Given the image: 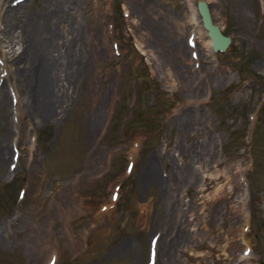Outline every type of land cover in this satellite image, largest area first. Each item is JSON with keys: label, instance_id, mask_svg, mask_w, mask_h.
<instances>
[{"label": "rangeland", "instance_id": "rangeland-1", "mask_svg": "<svg viewBox=\"0 0 264 264\" xmlns=\"http://www.w3.org/2000/svg\"><path fill=\"white\" fill-rule=\"evenodd\" d=\"M195 2L0 0V264L264 262V0H207L223 52ZM44 6L64 34L48 119L19 59Z\"/></svg>", "mask_w": 264, "mask_h": 264}, {"label": "bare ground", "instance_id": "bare-ground-1", "mask_svg": "<svg viewBox=\"0 0 264 264\" xmlns=\"http://www.w3.org/2000/svg\"><path fill=\"white\" fill-rule=\"evenodd\" d=\"M60 11L61 8L60 9L55 8L54 10H46V6H44L40 13H36L31 17L30 21L28 22V28L31 34V39H30L31 48L26 49L25 51L22 52V54L19 55L20 61L23 62L24 64L23 68L21 69L22 73L25 72L26 70V74H27V70L29 69V67L31 68L30 70H32V72L33 71L35 72L37 86H35L36 87L35 100L33 104L30 105V109L32 111L31 113L37 114L38 116H41L46 119L50 118L51 116L53 117L54 114H58L62 108L61 107L62 104L60 105V98L55 89L59 86V80L61 79L60 78L61 76H59L60 75L59 71L61 68V62L63 60L59 62V58H58L59 54L57 56V54L54 53V51L57 48L56 46L59 45L56 44L57 39L60 38V36L62 37L64 36V34L59 33V28L55 23V20H57L56 15L59 16L61 14ZM178 27L180 26L178 25ZM208 38L211 42V38L209 36ZM68 42L69 41L66 40L65 42H63V44H61V47H64V49L61 50H63V53L65 55H67V53L65 52H68L72 49V43L71 42L68 43ZM65 80L70 84L76 83L75 82L76 79L73 78V75L67 76ZM20 81L22 82L21 79ZM7 148L8 147L5 143L0 145L1 161L5 158V155L8 152ZM195 151L194 152L191 151L192 157L194 154H196ZM148 162H149V166L146 168L147 172L144 176L145 179L147 181L158 180L159 184L161 183L164 187L165 186L168 187L170 185L169 180L164 181L162 178H159L157 175V171L154 167L153 161L149 159ZM174 172L176 177L177 175L179 176L183 172V170H181L180 167L178 169L174 168ZM181 177L183 178V175H180V178ZM172 201L170 205L171 207H168L169 209H171L174 206V203Z\"/></svg>", "mask_w": 264, "mask_h": 264}, {"label": "water", "instance_id": "water-1", "mask_svg": "<svg viewBox=\"0 0 264 264\" xmlns=\"http://www.w3.org/2000/svg\"><path fill=\"white\" fill-rule=\"evenodd\" d=\"M195 5L201 24L211 38L212 49L220 52L225 51L232 41L231 35L225 34L220 26L213 21L207 0H196ZM259 264H264V262L261 261Z\"/></svg>", "mask_w": 264, "mask_h": 264}]
</instances>
